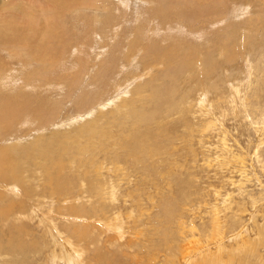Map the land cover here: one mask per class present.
I'll list each match as a JSON object with an SVG mask.
<instances>
[{"label": "rangeland", "instance_id": "1", "mask_svg": "<svg viewBox=\"0 0 264 264\" xmlns=\"http://www.w3.org/2000/svg\"><path fill=\"white\" fill-rule=\"evenodd\" d=\"M72 1L0 0V16H18L43 41L62 30L53 42L71 43V60L127 43L137 20L154 15L159 61H146L127 95L90 116L72 106L85 85L77 63L62 58L69 67L57 75L0 42L5 93L61 105L0 124V264H67L68 239L84 264H264V0ZM229 35V50L214 49L216 65L182 73L168 59L175 40L203 58ZM173 72L182 74L174 81Z\"/></svg>", "mask_w": 264, "mask_h": 264}, {"label": "bare ground", "instance_id": "2", "mask_svg": "<svg viewBox=\"0 0 264 264\" xmlns=\"http://www.w3.org/2000/svg\"><path fill=\"white\" fill-rule=\"evenodd\" d=\"M79 1H77L78 4H79ZM207 1H209V0H207ZM213 1H215V0H213ZM75 2H76V0H75ZM72 3H73V1H72ZM87 4H89V3H87ZM60 6H62V5H60ZM48 9L52 10L50 8H47V11H48ZM32 13L28 12L27 14H29L31 16ZM142 13H144V12H142ZM34 14L35 13H33V15ZM145 14H146V12L143 15H145ZM23 15L26 16L24 13H23ZM35 16H34V18H35ZM17 17L6 18L3 16L2 17L0 16V42L3 44L9 45V46L14 44L15 46L21 48L23 50V53L24 54L26 53L28 55L27 57H29V58L33 59L35 62H37L38 65L43 68V70L46 68H49L50 72L58 70L59 72H56L57 75H63L64 72H63V74H61V72L63 70H65V72H66L67 71L66 69L69 67V65H68V67L65 66L66 68H64V64H63L64 60L61 62L62 58L69 61L70 63H73V64L77 63L79 65V71L78 72L76 71V73L74 74V78L77 79L81 83H85V85H84V89L79 88L80 92L77 94V97H76L74 103L72 104V106H74L73 108L79 110V112L86 113L90 116H91V113L93 112L92 110H95L97 108H99V110L107 108L108 106L115 104V102H114L115 100L121 99V97L127 95V91L129 90L128 88L132 85L133 79L135 77L137 79L142 78V76H138V75L147 68L148 64L146 65V61L147 62L153 61V63L155 62V64H158L157 62L159 61L158 55H160V49H159L158 43L156 41H158L161 38L157 39L156 41H153L152 40L153 38L150 39V37H149V33L151 31L157 29L156 27H152L151 25H149V23L151 22L150 18H154V15H149V16L145 15V17L142 18L141 20H137L138 23L136 25L134 24V23H136V21L133 22V25H135V26H133L131 24L133 27L130 28L129 31H127L129 33V35H128V38L127 37L125 38L126 41H128L127 43L124 44V43H121V41L116 42L115 45L111 46L112 48L107 49V50H105V48L108 45L103 44L99 48H100V50L103 49L105 51L103 52V50H102L101 52H97L98 50L96 51V49H94L93 54H91L92 57H89L90 60L87 59L88 56H86L87 58H85L84 56H83L84 58L80 57V56H79L80 58L72 57L73 60L72 59L69 60V58H67V55L71 54L70 52L73 53V51H68L66 48L67 46H70L69 44H71V43L65 45L63 42H59V41H58L59 43L53 42L54 40H61L62 39V36H61L62 30L53 33L51 35L52 39L50 41H43L42 36H41L39 31H35V30L29 31V30L24 29L23 26L21 27V25H20L21 23H19L20 19H18ZM30 18L27 17V19H29V20H30ZM24 20H26V19H24ZM24 20H23V22H24ZM151 23H153V22H151ZM201 24H202V26L207 25V21L205 20V22H200L199 26ZM156 25H158V23H156ZM187 25H189V24H187ZM187 25H185V26H187ZM149 26H151V30L147 31L149 29ZM185 26H183V27L185 28ZM254 28H256V27L250 28L249 31L250 32L254 31V33H255ZM171 31H170V33H171ZM165 34H164V36H165ZM168 34H169V32H168ZM117 35L118 34H116V36ZM173 35H175V34H173ZM80 36H79V38H80ZM157 36H155V37H157ZM170 36H172V35H170ZM247 36H249V35H247ZM84 37H86V36L84 35ZM124 37H125V35H124ZM168 37H169V35H168ZM172 37H174V36H172ZM182 37H184V36H182ZM232 37L233 36L231 35L229 40H226V39L220 40L218 43H216L214 45V47L212 49L208 48L206 50V52L203 53L205 55L203 58L197 52L198 46L193 45L190 41L188 42L187 39L186 40L182 39L179 41L175 40L176 42H179V43L175 42L174 45L171 44V45H173L172 47H173L174 53L169 55L168 59L171 62H173L177 68H180L182 73L185 70L192 69V68L194 69L196 66H197V68H199L200 62L201 63L206 62L210 65H216L215 64L216 62L214 63V61L211 58L214 56V49L215 48L216 49H222V48L227 49L230 46L229 42L234 41V38H232ZM239 37H240V35H239ZM244 37H246V35H244ZM202 39H203V36H202ZM173 41L174 40H172V43H173ZM197 43L199 44V42H197ZM159 44H161V42ZM79 45H81V47H82V44H79ZM124 46L128 47V51L126 53H123L121 50L124 48ZM72 48L74 50V47H72ZM229 49L230 48H228L227 50H229ZM125 51H126V49H125ZM143 51L145 52L144 53L145 55L141 57V55H139V54H141ZM99 55H101V56H99ZM45 57H47V58H45ZM98 57H101V58H98ZM137 57H139V59L141 57V60L138 59L139 61H137V62L135 61L136 63L133 64L132 61L135 60ZM131 58H133V59H131ZM225 59H226V56H225ZM120 61H122V62L120 63ZM164 61H165V58L161 61V63H164ZM64 62L67 63L66 61H64ZM125 66H127L126 70L124 69ZM70 67H71V65H70ZM208 67H210V66L208 65ZM4 69H5V67L0 64V84H2V85H0V103H1L0 104V124L4 125L3 128H6L9 125L14 124V122L18 121L19 119L25 120L26 117H32L31 115H29L32 112H36V113L40 114L41 108H43L45 106L50 107V108H54L56 111H57V106H61V105L57 104L56 100L50 101V98L46 99V98L40 97L41 95H38V94L35 95L30 91H28L26 94L25 93H19V92L12 93V94L5 93L6 91H4V90H5L6 84H4V81L8 77L10 78V75L8 73L9 70L6 69L4 71ZM2 71H4V72H2ZM189 72H192V71H189ZM173 73H175V74L172 75L171 80H174V81L177 80V78H178V76H180V74H182L180 72L179 73L173 72ZM197 73H198V78L200 80V72L198 71ZM152 75H153V73H152ZM86 76H88L87 80L84 79ZM81 83H80V85H81ZM77 84L79 87L80 86L79 83H77ZM173 84H174L173 82L171 84H168L165 92L163 93V98H165L166 102H168L171 99L170 93H171V90H173L172 88L175 87V86H173ZM2 88H4V89H2ZM76 90H77V88L74 89V93ZM34 91H35V93H37L36 90H34ZM41 94L44 95V93H41ZM64 95H65V93H64ZM64 95H63V97H64ZM44 97H45V95H44ZM58 99H61V98H58ZM65 100H67V99H65ZM68 101H70V100H68ZM36 107H38V108H36ZM82 115L84 116V114H82ZM145 116H146L145 114L140 115L138 118V123L144 124L143 119L145 118ZM15 118H19V119L15 120V121H11ZM85 118H83V119H85ZM31 119H33V118H31ZM9 128L10 127H8V129ZM81 129L85 130L86 125H82ZM81 129H80V131H81ZM2 132H4V131H2ZM2 132H0V133H2ZM130 147L133 150V144ZM1 153H3L2 159L9 158V161H10V159L12 157V153H11V148L9 146L1 147ZM3 164H4L3 161L0 160V170L3 167ZM15 167H16L15 165L13 167H11V170H13ZM0 176L5 177L1 174H0ZM11 177L12 176H9V178H11ZM13 177H15V176H13ZM113 186H111V187L113 188ZM26 194L28 195V192H26ZM112 220L113 219H111L110 221H112ZM112 222H110V223H112ZM110 223H108V224L110 225ZM119 223H121V222H119ZM106 227L108 228L107 225H106ZM78 234H79V236L82 235L81 233H78ZM120 235H121V233H120ZM63 243H64V248H63L62 259L64 260V262H66L67 264H84V259L82 258V256H80L78 254V250L76 248V244H74V241L71 242L70 239H68L66 241H63ZM22 251L25 252L24 250H22Z\"/></svg>", "mask_w": 264, "mask_h": 264}]
</instances>
